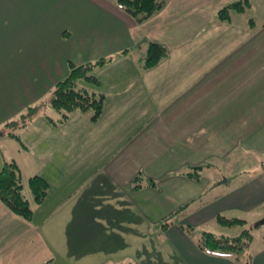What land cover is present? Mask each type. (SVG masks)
<instances>
[{
  "label": "crops",
  "instance_id": "1",
  "mask_svg": "<svg viewBox=\"0 0 264 264\" xmlns=\"http://www.w3.org/2000/svg\"><path fill=\"white\" fill-rule=\"evenodd\" d=\"M233 1L165 0L136 23L113 0H0L1 147L4 137L15 141L3 123L50 93L69 61L143 38L168 49L151 68L139 65L142 43L98 69L105 97L96 121L75 110L59 126L39 115L23 129L26 147L15 142L27 174L49 190L30 221L0 200V264H145L164 251L171 264H243L200 249L175 224L171 237L153 228L187 203L174 219L194 226L217 213L264 217L262 167L219 185L230 180L231 155L240 151L243 163L242 152L264 148V0L218 19ZM8 158L2 150L0 167ZM186 165H201V177L181 174ZM138 173L157 188L133 189ZM249 264H264V247Z\"/></svg>",
  "mask_w": 264,
  "mask_h": 264
},
{
  "label": "trees",
  "instance_id": "2",
  "mask_svg": "<svg viewBox=\"0 0 264 264\" xmlns=\"http://www.w3.org/2000/svg\"><path fill=\"white\" fill-rule=\"evenodd\" d=\"M113 1L136 23L145 21L153 14L160 11L165 5V0ZM246 5L247 0H235L219 8L216 12V17L220 20L228 21L232 12H243ZM142 43L146 44V52L144 56L139 58V65L142 69L151 68L167 57L168 49L164 44L143 38L132 46L125 47L112 54L103 55L80 63L69 61L67 73L53 83L48 103L46 104L42 100H39L33 104H27L15 118L9 119L3 123L6 135L25 148L26 144L21 137V132L39 115L45 117L54 126H59L69 118L73 111L91 110V120L96 121L103 111L105 97L100 89L97 70L107 66L129 52H135ZM47 105L59 112L58 117L54 118L47 115L45 112ZM261 166L262 169H264V161H261ZM201 169V165H186L180 173L198 180L201 177ZM131 182L133 189H140L144 186L157 188V183L154 179L144 176L141 173L136 174ZM27 187L32 196L31 201L23 193V180L19 165L14 160H4L0 167V200L12 212L30 221L33 216V205L40 204L45 199L49 190V183L41 175L35 173L27 178ZM187 204L182 205L177 210L170 213L169 216L165 218L168 219L170 217L168 221H164V219L159 224L154 225L153 228H155V230L158 228L164 231L175 224L185 234L194 238L196 245L200 249L209 253L222 252L232 256L237 262L243 264L250 263L252 254L247 252V248L253 236L250 228H245L237 234L230 235L215 234L207 230L200 231V233L196 235L194 225L181 223L173 218L174 216H176L175 218H177V216L179 217ZM214 220L226 226L245 222L242 218L235 216L229 217L221 213H217L214 216ZM50 261L51 258L47 259V261L42 264H48ZM124 264H134V262L127 261Z\"/></svg>",
  "mask_w": 264,
  "mask_h": 264
},
{
  "label": "rangeland",
  "instance_id": "3",
  "mask_svg": "<svg viewBox=\"0 0 264 264\" xmlns=\"http://www.w3.org/2000/svg\"><path fill=\"white\" fill-rule=\"evenodd\" d=\"M49 98H50V93L47 94V91H46L44 92V95L40 98V100H42L43 102L47 104L49 101ZM45 112L47 113V115L54 117V118L58 117L59 115V112H57L54 108L50 107L49 105L46 106ZM2 131L4 132V134H6L4 128L2 129ZM4 138L5 140L2 143V147L0 146V156H1L2 150H4L5 153L9 155V158L7 160L17 161V164H19V166L22 169V170L20 169V171H21L22 180H23V193L24 195H26L28 199H30V197L28 196V187H27V178L29 176L27 174V171L29 167H31L30 162H28L24 158L25 155L23 153V150L18 147L15 141L9 139L8 137H4ZM16 149H18L20 152L16 151ZM258 151L260 153L257 151L252 152V150H246L245 152H242L243 163L238 159L241 155L240 151L238 152L237 156L236 154L231 155L230 158H233L232 159L233 162L230 161L228 165L224 166L227 169V172L231 174V176L229 177L230 180L226 184L225 183L219 184L220 180H218L217 183L219 185H225V186L233 185L239 178H241V176L239 177V175H245L246 173H252L253 171L255 172L259 170L262 167L261 161H264V148H261ZM196 203L199 204L200 202L196 201L194 204ZM257 213H255L254 216H251V215L243 216L247 219L248 222L243 223V224H236L233 226L221 225L217 223L214 220V218L208 219L205 222L195 226L196 235H198L200 231H203V230L211 231L215 234H229L230 235V234H237L245 228H250L253 236L249 244V247L247 248V252L253 255L259 249L264 247V217L255 218ZM175 217L176 216H174L173 218ZM169 219L170 217L168 219H165L164 221H168ZM172 232L173 230L171 229L165 230V236L171 237L170 235H172ZM160 236H163V235H160ZM170 254L171 253H168L167 251H164V253L162 254L160 253H156L155 255L149 254L148 255L149 259L148 261H145V264H171L173 259L170 256Z\"/></svg>",
  "mask_w": 264,
  "mask_h": 264
},
{
  "label": "water",
  "instance_id": "4",
  "mask_svg": "<svg viewBox=\"0 0 264 264\" xmlns=\"http://www.w3.org/2000/svg\"><path fill=\"white\" fill-rule=\"evenodd\" d=\"M224 180H226V178H224Z\"/></svg>",
  "mask_w": 264,
  "mask_h": 264
}]
</instances>
